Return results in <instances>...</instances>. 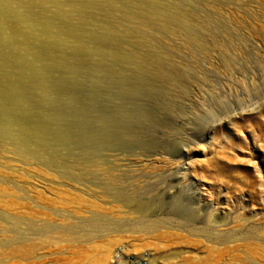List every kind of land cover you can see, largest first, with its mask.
Masks as SVG:
<instances>
[{
    "label": "rangeland",
    "instance_id": "374dc122",
    "mask_svg": "<svg viewBox=\"0 0 264 264\" xmlns=\"http://www.w3.org/2000/svg\"><path fill=\"white\" fill-rule=\"evenodd\" d=\"M102 261L264 264V0H0V264Z\"/></svg>",
    "mask_w": 264,
    "mask_h": 264
},
{
    "label": "bare ground",
    "instance_id": "6f19581e",
    "mask_svg": "<svg viewBox=\"0 0 264 264\" xmlns=\"http://www.w3.org/2000/svg\"><path fill=\"white\" fill-rule=\"evenodd\" d=\"M206 127V126H205ZM186 159V157H183V159L182 160H185ZM90 161L92 162V165L93 166H95V167H98L99 165H98V163L97 162H95L93 159H91L90 158ZM162 161V163H164V165H166V166H170L171 168H172V166L174 165V163L176 164H178V163H180V162H182V161H178V160H175V159H171V160H169V159H162L161 160ZM176 164V165H177ZM182 164V163H181ZM183 164H184V162H183ZM209 165V164H208ZM140 166V165H139ZM184 166V165H183ZM212 167V166H211ZM173 169V168H172ZM187 169L188 168H185V172H187ZM210 169V168H209ZM180 170V169H179ZM212 170V169H211ZM98 171V170H97ZM172 171V173H174L175 172V170H171ZM171 171H169V172H171ZM177 174V173H176ZM176 177H177V175H176ZM96 180V179H100L99 177H98V174L96 173V170H92V173H91V180ZM105 179V178H104ZM180 179H181V176H180ZM112 181V180H111ZM103 190H104V192L105 193H110L111 194V196L115 199V201H121V202H123V203H125V204H131L132 203V198H134V196L131 194V193H128V192H125V191H117V187H115L114 186V184L112 183V182H104L103 183ZM181 186L183 187V185L181 184ZM178 188V187H177ZM116 190V191H115ZM121 190V189H120ZM131 191V190H130ZM134 191H136V190H134ZM175 191H176V189H175ZM136 192H138V191H136ZM135 192V193H136ZM194 193H195V191H193ZM135 193H133V194H135ZM139 194V193H138ZM91 195L92 196H94L96 199L98 198L97 197V195H95V194H93V193H91ZM136 196V195H135ZM139 196V195H138ZM86 205L85 206H78V207H75L74 208V210H72L73 211V215H74V217H77L78 219H77V224H75L74 226H72V227H70V229L69 230H67V228H66V230H67V232H71V234H76V236L75 235H73L74 236V238H75V240H77V241H79V240H81V238H82V236H85L87 239H89V240H92L94 237H95V234L97 233H104V232H113L114 230H116L117 229V227L115 226V225H118V226H120V227H122V224H123V220H115L114 218H112V217H110V216H107V215H109V213L108 212H116L117 213V211H118V209L117 208H119L118 206H117V208H115V207H110L109 205L108 206H105V205H101L100 203H96V202H94V200L92 201V202H89L88 201V203H85ZM116 206V205H115ZM137 207V206H136ZM139 208H140V206H138ZM141 208H143V212H142V214H141V218H143V217H148V214H147V211H148V208H145V206H143V205H141ZM145 208V209H144ZM139 210V209H138ZM120 211V210H119ZM121 211H124V212H126V213H130V214H133V213H135V211H136V209H134V211H132L131 209H129V210H123V209H121ZM81 212H87L88 214H90V216H91V218H89V219H84V218H79L77 215L79 214V213H81ZM108 213L107 215L105 214V213ZM124 212H122L123 214H124ZM120 213V212H119ZM112 215V214H111ZM115 215V214H114ZM120 215V214H119ZM170 219H158V218H154V219H152V224H150V226H145V227H142L141 225H139L138 227H140V229H138L136 232H138L139 234H147L148 236H150V235H152L153 233H155V232H158L157 234H154L153 235V237L156 235V239H157V237L158 238H160V239H165V238H168L169 239V237L170 236H173V237H177L178 235L177 234H175V233H171L170 231L168 232V231H161V224H166L165 226L167 227V224H170L171 222L169 221ZM139 221V220H138ZM138 221H136V222H134V224H131V223H129L128 225H129V227L130 228H133V227H131V226H137L138 225ZM76 222V221H75ZM115 224V225H114ZM71 225H73V224H70V226ZM169 226V225H168ZM16 227H18L17 225H16ZM40 229V230H39ZM38 229V231H36V229H35V227L32 225L31 227H30V233H31V235H34V234H36V233H39V234H43L44 232L45 233H47V232H49V226H47V225H45V226H43V227H41V228H39ZM194 230H196V228L194 229ZM15 231V230H14ZM16 232V231H15ZM30 233L28 234L29 236H30ZM104 235V234H103ZM209 234L208 233H206V234H204L203 236H207L206 238H208L209 236H208ZM212 236V235H211ZM173 237H172V239H173ZM210 239V238H209ZM208 239V240H209ZM171 240V239H170ZM216 241V242H220V240L221 241H223V239H221V236H216V237H213V239H211V241ZM224 240H226V239H224ZM168 241V240H167ZM227 241V240H226ZM83 242V241H82ZM117 243V242H116ZM143 243V242H142ZM147 243V242H146ZM97 245V244H96ZM140 245H141V243H140ZM143 245V244H142ZM146 245V244H145ZM148 245L150 246L151 245V243L149 244H147V246H145V247H148ZM153 245V244H152ZM123 246V245H122ZM89 247V246H88ZM167 247V245H163V246H159V248H166ZM103 248L104 247H101V246H99L98 247V245L97 246H94L92 249H94V250H96V251H102L103 250ZM144 247L142 246V249H143ZM158 248V249H159ZM112 249L113 248H111V247H106V248H104V250L106 251V253L107 254H111L112 253ZM147 249V248H146ZM89 251V250H88ZM95 251V252H96ZM104 251V252H105ZM123 251V250H122ZM124 251H125V249H124ZM144 251H145V249H144ZM110 256V255H109ZM209 260V259H208ZM102 264H105L104 263V261H102Z\"/></svg>",
    "mask_w": 264,
    "mask_h": 264
}]
</instances>
